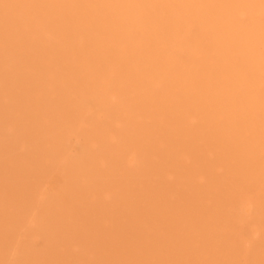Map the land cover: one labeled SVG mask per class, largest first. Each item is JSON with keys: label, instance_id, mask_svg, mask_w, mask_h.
<instances>
[{"label": "rangeland", "instance_id": "obj_1", "mask_svg": "<svg viewBox=\"0 0 264 264\" xmlns=\"http://www.w3.org/2000/svg\"><path fill=\"white\" fill-rule=\"evenodd\" d=\"M65 1L52 9L43 1L0 0V10L6 9L4 14L0 12V264H264V85L252 78L227 90L231 95L250 91L245 111L258 112L260 121L250 127L252 131L245 123L249 134L244 126L237 128L239 136L248 135L240 137V143L234 129L217 136L224 122L216 128L215 122L207 121L214 109L206 111L205 101L210 96L220 97L222 92L212 86L224 82V71L235 73L234 56H221L218 69L208 73L201 52L188 54L193 45L202 46L191 36L184 42L188 48L185 59H195L198 66L189 71L199 77L198 86L207 83L208 90L202 92L206 99L186 100L181 94L182 99L177 96L181 100L152 95L130 101L144 94L133 93L129 98L119 93L118 83L105 78L111 74L105 76L108 63L97 64L108 54L105 59L113 69H124L113 57L122 44H115V51L106 55L103 52L104 57L99 49L92 50L85 37L83 46L88 45L85 48L92 57L76 53L81 47L76 38H84V24H91L97 16L89 1ZM251 2L256 8L264 7V0ZM19 12L22 16H16ZM255 16L248 26L261 21ZM23 21L28 23L24 27ZM59 30L65 35L60 37ZM108 35L101 30L94 39ZM136 35L138 38L132 39L141 38L139 32ZM235 41L230 52L240 46V41ZM260 46L253 52L257 64L264 65V46ZM207 55L214 59L222 54ZM84 57L86 64L82 65ZM79 66L89 69L81 71ZM153 66H141L136 74L150 75ZM169 67L163 75L173 69ZM252 70L262 76V67ZM181 74L189 76L187 71ZM59 77L65 80L59 89L66 86L68 97L48 89V82ZM185 78L173 80L171 86H176L177 92L168 88L171 94L180 92L177 85ZM102 83L108 86L107 97L102 96L106 102L98 92L103 91ZM90 85L98 88L95 99L87 100ZM187 90V95L191 94V89ZM112 93L117 95L115 99L110 98ZM77 100L83 103L77 104ZM219 100L216 115L226 111L223 99ZM129 107L135 108L133 114ZM123 110L131 115L114 116ZM100 111L106 113L104 117ZM239 115L244 112H236V117ZM130 116H136L135 126L126 125L133 122ZM250 132L258 139L256 146L252 145L255 138L249 142ZM240 150L246 152L244 161ZM219 152L226 154L222 157ZM234 161L240 165L235 166L238 169L232 165ZM248 204L251 210L244 215Z\"/></svg>", "mask_w": 264, "mask_h": 264}, {"label": "bare ground", "instance_id": "obj_2", "mask_svg": "<svg viewBox=\"0 0 264 264\" xmlns=\"http://www.w3.org/2000/svg\"><path fill=\"white\" fill-rule=\"evenodd\" d=\"M26 1H29V0H26ZM38 1H39V3L40 2L42 3V1L47 2L50 5V8L53 9V8H55V6H57L59 4L60 0H36V2H38ZM79 1L81 2V0H79ZM86 1L90 2V6H91V4L93 5V6H91V7H93L92 11L97 16V18L93 17L94 19L92 20L91 24H89V23L84 24L83 23L84 27H85V29H83L84 27H82V29L84 31V34H83L84 38H83V36H82V38H76V40L80 41L79 43L82 44V45L79 44L81 47L79 48L78 52H76V53H84L82 55H84L86 58H88L89 56L92 57V55H90V53L88 52L87 47L85 48V46H88V45L83 46L85 43H87V42H84L85 37L88 39L87 40L88 43L90 45L92 44V50H94V48H96V50L99 49V51H100L99 53L102 54L104 52L105 55L108 53L109 50H110L109 53L111 52V50L115 51V49L113 47V46H115V44H118V43L122 44L121 48H118V46H117L118 50H117V52L114 53L113 57H116V59H118V61H119V63H121V65L122 64H123V66L125 65L124 69H122L121 71H120L121 67H117L118 71H116L117 69H113V67H112L113 65H110L109 64L110 62L107 59H105L108 54L106 55V57L102 54V56H104L105 58H103V59L101 58L100 61L98 60V62H97V64L100 67L103 66L105 63H108L109 68H108V72L106 73L105 76H107L109 73H111V74L105 78H108V79H106L108 82L110 81V82H113L114 84H116V82L118 83V84H116V88H119V89H117V90H119L118 91L119 93H121V94L123 93L124 95L129 96V98L131 95L133 96V93L138 94L141 92L144 94L143 96L140 94L141 96H139V97L135 96L136 100L130 99V101H141L145 98V96L148 98V97H152V95H154L156 97H160V98H166V97L173 96V97L177 98V100L179 99L178 97H180L181 94L186 100H188L189 98L197 100L200 96L205 98V96H203L202 92L205 89H207L206 88L207 83L206 84L203 83L205 85H202V87L198 86L199 84H197V83H198L199 77L195 78L196 75L194 76L189 71L190 67L194 68V65L198 66L197 64H194L195 59L194 60L190 59L192 62L185 59V57H186L185 52L188 50L187 45H185L186 44L185 41L188 38H190L191 36H195V38H198L199 42H202V46H201V43L200 44L197 43L198 45L195 44V45H193V47L190 45L192 48H191V51L190 50L188 51V54H191L195 51L201 52L202 56L204 55L205 57L203 58L201 56L199 58H203V60L201 59L202 60L201 62L203 63V65H204L203 68L206 72L212 73L211 71H213V70L216 71L218 69V64L221 61L219 58L221 56L223 57V55H224V57H227L228 55H233L234 60L233 61L229 60V61H232L231 62L232 66L234 68H236V69H233L235 73L231 70L234 74H232V73L226 74L225 71L223 73H221L223 78L226 77V78H224L225 79L224 82L222 79L221 84H220V82H217V84L215 83L216 85L214 84L212 86V89L219 88L220 93L221 92L222 93H221L220 97L218 95H214V96H210L209 98H207L208 101L206 100L205 102L209 106L206 105L205 103H203V106L205 104V107L207 108L206 111L210 108L214 109L213 111H211L212 114L211 113L209 114L210 116H208L207 121H211L213 123L215 122L216 128H219V126L222 125V123L224 122V125H222V127L219 128V131L216 129L217 130L216 131L217 136L220 137V135H227L228 133L230 134L229 130L232 131V129H234L235 130L234 134L235 135L237 134L235 137H238L239 143H240V139L245 134L244 135L240 134V136H239V134L237 132V128L242 129L244 126L246 128V130H245L246 132H247L248 128H249L248 131H252V129H250V127L255 123V121L258 120L259 115H258L257 111H256L257 113L245 111L246 110L245 107L247 106L246 104H248V101H250L249 100L250 95H251L250 91H249V93L246 91L247 93L245 92L243 95H238V94L237 95H231L230 91H227V90H229L230 88L237 87V86L243 84L245 82V80L249 81L252 78H254L253 80L258 79L257 80L258 85H262V86L264 85V75H263L264 74V65L257 64V57L254 54L255 52H253L257 45H261L260 47H262V45L264 46V32H261L262 30H264V24H263L264 23V7H261V8L260 7L259 8L254 7L253 6L254 2H253V4L251 2L253 0H84V2H86ZM72 3H74V2H72ZM14 4H16V2ZM63 5H64V3H63ZM12 7H14V5ZM24 7H26V6H24ZM60 9H61V7H60ZM5 10L1 9L0 12L2 14H4ZM65 13H66V15L68 14L67 12H65ZM2 14H0V17H2L1 16ZM21 14H22L21 12L16 13V16L21 15ZM24 14H25V12H23V16H26ZM254 15H257L255 17L261 19V21L258 20L259 22L253 23L250 26H248V21L251 18L254 19L253 18ZM67 16H69V15H67ZM6 17H7V14H6ZM76 17H79V16H76ZM82 17H84V16H82ZM23 18H24V20H27L26 17H23ZM66 20H68V19L66 18ZM23 23H22V27H24V25H26L27 22L23 21ZM116 25H118V26H116ZM187 27L188 28L191 27L192 31H188L189 29L187 30ZM101 30H104L105 34L109 33V35L106 37L104 36L105 38L104 39L102 38L103 40L97 39V37L94 39V34H99ZM138 32L141 34L140 35L141 40L140 39H138V40L132 39V37H135V36H137V38H138V35H136V34H138ZM58 33L61 35L60 37H62V34L65 35L64 30H59ZM175 33H178V34H175ZM33 34L35 35L36 33L33 32ZM51 35L52 34H50V36ZM37 36L35 38H37ZM56 38H57V36H56ZM236 39L240 41V46H238V48H235L237 50L230 52V50H228V49L230 48V46L234 42H236L235 41ZM123 41L125 43L127 42V45H125L123 43ZM184 42H185V44H184ZM47 44H50V42ZM214 44H215V47H214ZM203 45H206L207 48H205V46L203 47ZM254 45H256V46L254 47ZM36 47H38V46H36ZM90 49H91V47H90ZM155 49H158V50H155ZM114 51H112V52H114ZM90 52H92V51H90ZM208 52L211 54H215L216 52H220V54H222V55H220L218 57H214V59H217V60H214V59H210V57L207 58L208 55L206 56V54ZM96 53L97 52H95V54ZM12 54L13 53H11V55ZM85 57H84V61H81L82 65L86 64L85 63V59H86ZM168 58L170 60H173V59L174 60L172 62L166 61V59H168ZM116 59L115 58L113 59L116 62L115 65H117ZM77 62H79V61L77 60ZM97 64H95V65H97ZM172 64L174 65V67H172ZM74 65H77V64H74ZM151 65L152 66L154 65L152 70H151V71H153L152 74H150V75L145 74V76L142 75L143 77L136 74V72H138V69L141 66H143V68L145 67V69H146V67L149 69L151 67ZM256 65L259 67H262L263 72L261 74L263 77L262 76L259 77V74H254L252 72L253 71L252 68L257 67ZM168 66H170L169 68H171V69L173 68V69L168 70V72H166V74L163 75V70L167 69ZM199 66H200V64H199ZM73 67H75V66H73ZM78 68H80L78 70H81V71L89 69L86 66L85 67L79 66ZM237 68H239V70H240V68H243V69L238 71ZM75 69L77 70V68H75ZM104 69H105V67H104ZM109 69H111V70H109ZM194 69L196 70V68H194ZM198 69H200V68H198ZM151 71L149 70V72H151ZM185 71H187L189 73V76L186 78L181 76L182 75L181 73H183ZM197 71L198 72H196V73L202 72V71L200 72L199 70H197ZM204 72H203V75H204ZM139 73H140V71H139ZM153 73L155 74V76ZM219 73H218V71L216 72L217 77H220ZM147 74H148V72H147ZM133 75H135V76H133ZM95 76H97V75H95ZM200 76L202 77V75H200ZM241 76L244 78V80L240 79ZM99 77H100V75H99ZM62 78L63 77H61V78L59 77L55 81L56 83L51 81V80H50V82L47 81L49 86L48 85H45V86L46 87L48 86V89H49V91H51V93L56 94V92H58L60 94V96L63 95V97H64V95L67 94L68 89L64 88L66 86L61 87L59 89V87H60V86H58L59 83L62 82V84H63V82L65 81ZM79 78H81V77H79ZM182 78H185V79L181 84L177 85V87L180 88V89H178V91L183 92L184 89L186 91L184 90L183 93L178 92V94H176V96H175V94H171V92L169 90H171L173 87H176V86H173V87L171 86V84L174 85L173 80H175V79L181 80ZM83 79H84V77H83ZM53 83H55V84H53ZM105 83H107V82L105 81ZM62 84L60 83L61 86H62ZM175 85H176V83H175ZM45 86H44V88H46ZM97 86H91L92 88L89 89V90H91V93L90 94L87 93V94H88V96H90V99H89V97L87 98L86 94H83V96L86 95L85 99L87 98V100H91V96L94 98V96H93L95 94L94 90H97V88H98ZM100 86H103V87L101 88ZM100 86H99L100 89H103V91H100V90L98 91L100 96L101 97L102 96L107 97L106 93H108L107 92L108 86L106 85L107 90H106V87L103 85V83L100 84ZM170 86H171V88H170ZM95 87H97V88H95ZM168 88H169V90H168ZM189 88L191 89V94L187 95V93H190V92H187L188 91L187 89H189ZM73 89H76V88H73ZM81 90H82V88H81ZM173 90H174V88H173ZM173 90H171L172 93L177 92L176 90H174V91ZM105 91H106V93H105ZM88 92H90V91H88ZM215 93L213 92V94H215ZM112 94L113 95L110 98L115 99L117 97V95H115L114 93H112ZM155 94H157V95H155ZM109 96H111V95H109ZM201 97H200V99H201ZM206 97H208V96H206ZM75 98L76 97H74V99ZM220 98L223 99L222 102H224L226 105V107L224 108L226 111L224 110L225 113L222 115H216L214 113H216V111H215V109L217 108L216 105L220 104V100H219ZM79 99H80V96H79ZM181 99H179V100H181ZM78 100L76 101V103L78 102L79 104H81L82 101H78ZM102 100L106 102V100L104 98ZM103 101H102V103H103ZM74 102H75V100H74ZM116 104H118V103H116ZM129 104H127V105L129 106ZM42 105H44V104H42ZM84 107H86V106H84ZM96 107H97V105H96ZM117 108H119V107H117ZM126 109H128V108H126ZM134 109L129 107V110L132 112V114L135 111ZM235 109H237V111H235ZM73 110H74V108H73ZM108 110L106 111V113L108 112ZM132 110H134V111H132ZM165 110H168V107L167 108L165 107ZM123 111L122 112L118 111L119 113L116 112L117 115H114V114L113 115L118 118V116L119 117H120V115L122 116V113H123V116H125L128 112H127V110H125L124 112ZM240 111H243L244 115H241V116L239 115V117H236V112H240ZM100 113H99L100 117H102L103 114H106V113L101 112V111H100ZM124 113H126V114L124 115ZM129 114L130 113H128V115ZM213 114H214V117H212ZM136 116H135V118H131V116H130L129 118H131L132 120L129 119V121H133V122H129V124L132 123L131 125H129V124H126V125H128L129 127L132 125L135 126L136 125L135 122H137ZM109 117H110V115H109ZM126 120H128V117ZM93 121H95V120H93ZM116 121H117V119H116ZM258 121H260V120H258ZM96 122H97V120H96ZM118 122H116V124H119ZM245 123L247 124V126H249L248 128L246 127ZM79 129H80V127H79ZM220 131H221V133H220ZM223 131H226L228 133H225ZM218 132H219V134H218ZM250 133H252V132H250ZM246 134H249V133L247 132ZM252 134H254V135H252ZM252 134L249 135V136H252V137H250L249 142H251L250 140H252V139L254 140V138H255V140L253 141V143H255V144H252V142H251V144L253 146H256L258 139L256 137H253V136H256L254 132ZM256 134H257V132H256ZM235 139H237V138H235ZM235 139H233V140H235ZM234 143H236V140ZM257 146L259 147L258 144H257ZM230 147L227 149L228 153L230 152ZM247 147H249V146H247ZM258 147H257V149L259 150L260 147L259 148ZM225 152H223V153L219 152V153H221L220 156L222 155V157H223ZM254 152H255V150L253 149V153ZM256 153H257V150H256ZM261 153H264V151ZM240 154L241 155L243 154L241 156L240 160L243 159L244 157H247V156H244V154H246L245 151H241ZM251 154H252V152H251ZM132 156H131V159H132ZM259 156H260V152H259ZM210 157H211V155H210ZM239 157L240 156H238V158ZM218 158H221V157H218ZM217 160H216V162H217ZM221 160L223 161V159H221ZM243 161H244V159H243ZM236 162L237 161L232 162V163H234L232 165L234 166L235 169H238L235 167L238 165V164H236ZM240 163H241V161H240ZM243 163H245V162H243ZM243 163H241V164H243ZM252 163L255 164V162H251V164ZM239 166L240 165H238V167ZM242 167H244V166L242 165ZM252 168H254V167L252 166ZM219 170H221V169H219ZM258 170H259V168H258ZM244 172H245V170H244ZM234 177H235V175H234ZM252 192H253V190H252ZM41 199H42V197H41ZM250 207H251L250 204H248L244 207V210H243L244 215L249 214V212L251 210Z\"/></svg>", "mask_w": 264, "mask_h": 264}]
</instances>
